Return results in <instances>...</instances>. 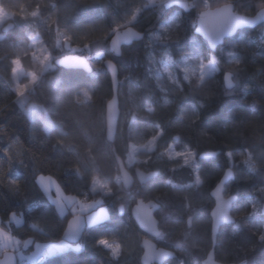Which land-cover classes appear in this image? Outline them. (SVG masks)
I'll use <instances>...</instances> for the list:
<instances>
[{"label": "trees", "instance_id": "trees-1", "mask_svg": "<svg viewBox=\"0 0 264 264\" xmlns=\"http://www.w3.org/2000/svg\"><path fill=\"white\" fill-rule=\"evenodd\" d=\"M258 3L233 0L237 11L250 14ZM0 7L11 15V27L0 28V225L21 241L23 257L36 243L63 241L68 218L77 214L61 217L42 179L64 196L102 199L99 205L107 207L108 216L86 226L80 242L63 254L37 264H141L139 244L146 235L131 216L137 199L159 204L160 235L153 240L176 254L163 264H200L211 247L209 192L231 168L234 178L225 188L237 196L231 211L235 221L219 228L215 258L264 264V22L237 31L211 52L194 33L197 11L176 4L158 9L147 0H0ZM128 25L143 37L115 56L109 40ZM33 37L54 59L69 53L63 42L81 48L77 53L90 56L92 72L57 67L54 59L43 69L32 57ZM96 52L102 58H93ZM210 54L218 58L219 71L201 87L185 81L181 58L191 63L192 56L205 60ZM15 59L25 73L19 84L30 85L23 93L12 77ZM104 59L118 69L113 143L105 137V104L112 91ZM229 70L234 86L226 89L222 77ZM30 74L37 77L33 83ZM39 113L52 121L47 131ZM153 137V149H140L134 158L131 146ZM169 147L188 150L192 162L167 156ZM206 151L218 153L200 159ZM115 154L131 174L138 167L156 176L125 190ZM249 154L252 160L245 163ZM11 213L22 216L20 226L9 220ZM33 223L42 231H33ZM77 245H83L78 253L72 250ZM116 245L119 255L113 259Z\"/></svg>", "mask_w": 264, "mask_h": 264}, {"label": "water", "instance_id": "water-1", "mask_svg": "<svg viewBox=\"0 0 264 264\" xmlns=\"http://www.w3.org/2000/svg\"><path fill=\"white\" fill-rule=\"evenodd\" d=\"M255 13H253L254 15ZM227 14L217 11L215 9L209 11L208 13L204 14L203 16H200L198 18V15L195 20V28L194 33L198 36H200L205 43L207 44L208 49L211 52H215L216 49L222 45L224 40L226 38L234 36L237 31L242 29H252L258 26L259 24L263 23L264 20H260L255 25H240L235 28V30L230 35H225L223 38L217 43L215 49H212L209 47L210 40H215L221 32L222 28L228 27L231 24V21L229 19H226ZM11 27V24H5L1 30L3 32L7 31ZM129 29H132L136 32L131 25H128L121 30L115 31L110 40H109V51L115 55V52L113 51V46H116L120 50L121 54V47L124 45H129L134 41H138L140 39L133 38L130 43L125 42L121 40V35L125 31H128ZM140 33V32H139ZM143 37V35H142ZM93 58H102V54H95ZM58 60H63V63H58ZM109 63H111V66H109ZM102 64L104 68L106 69L110 81H111V91L112 95L107 100L105 104V137L109 143H113L115 139V133L117 128V121L119 116V100H118V69L116 64L110 60V59H104L102 61ZM54 65L57 67H61L64 69H77L82 70L86 73L92 72V66H91V59L90 57L79 54L77 52H69L62 56L57 57L54 59ZM228 72V71H227ZM226 72L223 74V84L226 89H231L234 86V82L232 84V87H229L226 79H225ZM233 81V80H232ZM218 152L213 151H206L202 152L198 155L200 159H209L216 157ZM115 160L117 162L118 171H119V180L125 190H130L133 186L134 181H137L139 184H145L147 181L151 180L153 177L156 176L155 171H145L138 167L134 169V175L131 174V172L127 169L125 166L123 160L115 154ZM231 171L232 175L228 176L227 179H225L226 174ZM141 173H143L145 176H148L147 179H141ZM149 173H154V175H148ZM130 178V183L126 184V180ZM234 178V173L231 168H226L220 177L219 181L216 183V185L210 190L209 195L213 200V206L210 209L209 216H210V238H211V247L207 251L205 257L201 260L200 264H203V261L207 257H214L215 258V243H216V236L218 233L219 228L224 224L233 223L235 221L234 216L231 214L232 204L237 199L236 195H230L234 196L235 199L231 201L230 204H225V201L227 197L224 196V189L225 185ZM219 189V191H217ZM159 208V204L153 200L149 201H143L141 199H137L134 205L131 208V216L134 219L135 223L139 227V229L145 233L146 236L142 237L140 240V248H141V255H140V263L141 264H163L166 260L172 259L176 256L175 252L171 249L158 246L157 243L153 240V238H156L160 235V231L158 228V220L155 217V212ZM261 212L264 213V203L261 207ZM230 216L232 217L231 220L225 219L224 217ZM77 217L83 218V225L80 229V234L77 237V239L72 240L68 239L65 236V231L67 229V226L69 222L73 219H76ZM86 219L85 215L78 213L71 215L64 227L61 239L67 243L70 244H76L80 242L85 228H86ZM25 247V244L24 246ZM13 256V264L17 263V255L14 251H12ZM2 259V257H0ZM218 261V260H216ZM221 262V261H219ZM222 264H236V263H224Z\"/></svg>", "mask_w": 264, "mask_h": 264}, {"label": "clouds", "instance_id": "clouds-1", "mask_svg": "<svg viewBox=\"0 0 264 264\" xmlns=\"http://www.w3.org/2000/svg\"><path fill=\"white\" fill-rule=\"evenodd\" d=\"M173 4L179 5L181 8H183L186 12L192 11L195 9L198 13V18L200 16H203L204 14L208 13L209 11L215 9L217 11L226 13V19H229L231 21L230 26L222 28L220 35L215 40H210L209 47L212 49H215L217 43L223 38L225 35H230L237 26L240 25H255L260 20H264V0H259V3L257 5V10L255 14H250L247 12H239L235 9L233 5V0H215V3H211L210 0H147L148 6H154L156 8H168L171 7ZM139 11V10H137ZM175 15V14H174ZM142 33L136 32L132 29H129L128 31H125L121 35V40L130 43L133 38L140 39L142 38ZM113 51L116 55H120V50L118 47L113 46ZM191 63L189 62V58H182L181 65H182V71L184 73V79L185 81L191 83L193 80H195V86L201 87L205 83V78L213 71L217 72L219 71L218 67H213L215 65L219 64V60L215 55H209V58L207 61H205L203 58H198L196 56H192ZM58 63H63V60H58ZM238 63V62H237ZM109 66H111V63H109ZM171 77V73H169ZM234 75L233 70H229L226 72L225 79L229 87H232L233 81L232 77ZM176 82V81H173ZM166 103H169V101H166ZM149 113L153 111V109H148ZM48 129L46 128L45 131ZM145 147L151 149V142H149L148 145H145ZM191 153H189V158H191ZM252 160L251 154L248 155L247 160L245 163H248ZM253 170L256 169V165L252 164ZM141 179H147L148 176H145L143 173L140 174ZM150 175H154V173H149ZM232 173L229 171L225 179H227L228 176H231ZM130 183V178L126 180V184ZM95 191V189H93ZM234 196L227 197L225 204H230L232 200H234ZM56 203V210L57 213L63 217L66 212L68 211L69 207H72L73 213H75V207H74V199L73 198H65L63 202L61 201H54ZM12 220L16 223L17 226H20L23 223V218L16 216L15 213L10 214ZM225 219L231 220L232 217L226 216ZM84 221L83 218L77 217L76 219H73L69 222L67 229L65 231V236L68 239L75 240L80 234V229L83 225ZM89 225H92L95 223V220L92 217L88 218ZM31 228L33 231L39 232L42 231V227L39 223H33L31 225ZM32 241L29 239L27 241H24L23 243L25 246L30 244ZM21 244V241L12 236L10 233H6L3 230H0V264H13V256H12V250L16 248ZM83 245H77L74 249H72L75 252H80L82 250ZM41 250L46 251L47 254H63L65 251H67V246L63 243L57 244L54 246L46 245L43 248L40 245H37L36 253H39ZM120 246L116 245L115 249L112 251L113 259L117 258L119 255ZM203 264H222V262L216 261L214 257H207L203 261Z\"/></svg>", "mask_w": 264, "mask_h": 264}, {"label": "rangeland", "instance_id": "rangeland-1", "mask_svg": "<svg viewBox=\"0 0 264 264\" xmlns=\"http://www.w3.org/2000/svg\"><path fill=\"white\" fill-rule=\"evenodd\" d=\"M10 17H11V15L9 13H7L6 11H4L0 7V28H1V26L8 23V20L10 19ZM163 28H165V27H163ZM159 35H160V33H159ZM38 42H39V37H33L29 41V45L32 48V57L34 60H38V62L42 65L43 69L49 68L53 65L52 60L56 56L45 53L43 51V47ZM62 48L64 50H67L68 52L82 51L81 48L70 46V44L68 42H63ZM95 54H102V53L96 52ZM88 57H90V56H88ZM208 58H209V56L205 59V61H207ZM181 60H182V58H181ZM181 60L179 62V66H180V69L182 70ZM213 67H216V65ZM213 72H215V71H213ZM24 76H25V73L23 72L19 61L17 59H15L13 62L12 77H13V80L15 81V83L19 86V92L20 93H23L27 90H30V88H29L30 85L19 84L20 79ZM36 80H37V77L33 74H30V83H33ZM36 116L40 117L43 120L44 128H49L51 126L52 121L49 119V117L46 113H39ZM155 138L156 137L151 138L150 140H148L143 145L131 146V153L134 154L133 157L135 158V153L137 151H139L140 149H144L146 151H151L154 147ZM149 142H151V149L150 150H149V148L145 147V145H148ZM189 153H191V152H189L188 150H182V151L177 152L172 147H169L168 149H166V155L167 156L176 157V156L181 155L182 158L185 160V162H192L193 156L191 155V158H189ZM43 182L47 185V188H48L47 192L50 194L53 202L54 201L63 202L65 200V198H73L74 199V207L76 210L75 212H77V214L78 213H81V214L84 213L87 226H89V223H88L89 217H92L95 220V223H93V224H96V223L107 218V216H108L107 207L105 205H99V204H102V199H97L94 201L86 202V201L76 199L74 197H70V196L67 197V196L62 195V193L52 183H49L47 180H43ZM97 205H99V206L97 207ZM55 206H56V203H55ZM68 211L73 212L72 207H69ZM67 212H66V214H67ZM16 216L22 217L20 214H16ZM9 220L11 222L15 223L12 220L11 215L9 217ZM0 230H3L6 233H10L5 227H3L1 225H0ZM61 243L65 244L67 246V249L73 246V244L67 243L65 241L36 243L35 247H34V252H32V253L28 254L27 256H24V257L22 256V253L19 250V245L16 246V248L12 251H14L18 254L19 259H27L29 261H33V260H36L39 256H42L43 260H44V258H46L49 254H47L46 251H44V250H41L39 253H36L37 245H40L43 248L46 245L54 246V245L61 244ZM74 247H76V246H74Z\"/></svg>", "mask_w": 264, "mask_h": 264}, {"label": "built area", "instance_id": "built-area-1", "mask_svg": "<svg viewBox=\"0 0 264 264\" xmlns=\"http://www.w3.org/2000/svg\"><path fill=\"white\" fill-rule=\"evenodd\" d=\"M43 261V257L39 256L36 260L33 261H29L27 259H19L18 255H17V263L18 264H37Z\"/></svg>", "mask_w": 264, "mask_h": 264}, {"label": "flooded vegetation", "instance_id": "flooded-vegetation-1", "mask_svg": "<svg viewBox=\"0 0 264 264\" xmlns=\"http://www.w3.org/2000/svg\"><path fill=\"white\" fill-rule=\"evenodd\" d=\"M224 196L227 197V196H230V194L226 191V188L224 189ZM212 199V198H211ZM213 201V200H212ZM264 201L261 202V204L263 203ZM213 206V204H212ZM261 207V206H260ZM211 209V208H210ZM232 209H233V204H232ZM231 209V211H232ZM210 212V210H209ZM209 214V213H208ZM263 218H264V213L262 214ZM210 217V216H209Z\"/></svg>", "mask_w": 264, "mask_h": 264}, {"label": "snow or ice", "instance_id": "snow-or-ice-1", "mask_svg": "<svg viewBox=\"0 0 264 264\" xmlns=\"http://www.w3.org/2000/svg\"><path fill=\"white\" fill-rule=\"evenodd\" d=\"M41 186L44 188L45 192L48 191L47 185L43 182V180H41ZM217 191H219V189ZM101 243H105V242L101 241Z\"/></svg>", "mask_w": 264, "mask_h": 264}, {"label": "crops", "instance_id": "crops-1", "mask_svg": "<svg viewBox=\"0 0 264 264\" xmlns=\"http://www.w3.org/2000/svg\"><path fill=\"white\" fill-rule=\"evenodd\" d=\"M35 256V255H34Z\"/></svg>", "mask_w": 264, "mask_h": 264}]
</instances>
